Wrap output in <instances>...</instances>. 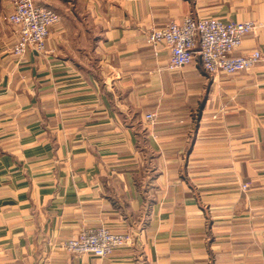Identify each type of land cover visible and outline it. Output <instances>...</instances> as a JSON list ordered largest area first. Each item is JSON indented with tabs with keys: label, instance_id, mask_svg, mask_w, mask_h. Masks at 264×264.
Returning <instances> with one entry per match:
<instances>
[{
	"label": "crops",
	"instance_id": "crops-1",
	"mask_svg": "<svg viewBox=\"0 0 264 264\" xmlns=\"http://www.w3.org/2000/svg\"><path fill=\"white\" fill-rule=\"evenodd\" d=\"M62 2L46 52L0 51V264H264V61L212 82L146 42L193 14L264 53V0ZM89 226L135 243L58 247Z\"/></svg>",
	"mask_w": 264,
	"mask_h": 264
},
{
	"label": "built area",
	"instance_id": "built-area-1",
	"mask_svg": "<svg viewBox=\"0 0 264 264\" xmlns=\"http://www.w3.org/2000/svg\"><path fill=\"white\" fill-rule=\"evenodd\" d=\"M12 1L13 9L7 19L25 35L17 46L18 52L24 55L28 45H35L39 51L46 52L45 41L50 36L51 27L60 22L57 15L35 8L33 0ZM254 28L252 21L186 17L180 23L174 22L165 28L154 29L148 42L154 46L163 42L167 44L171 54L169 69L173 71L189 65L198 50L209 79L217 82L223 75L247 71L263 60V53L259 49L244 51L240 55L235 53L241 48L243 37ZM146 119L151 124L157 122L155 113H148ZM135 239L136 235L128 229L114 231L105 226L85 227L75 238L64 242L62 249L75 255L107 258L119 248L133 246Z\"/></svg>",
	"mask_w": 264,
	"mask_h": 264
},
{
	"label": "rangeland",
	"instance_id": "rangeland-1",
	"mask_svg": "<svg viewBox=\"0 0 264 264\" xmlns=\"http://www.w3.org/2000/svg\"><path fill=\"white\" fill-rule=\"evenodd\" d=\"M49 1V3L47 4L46 2H44V1H41V0H33V6L35 7V8H39V9H41V10H43V11H45V12H51V13H54V14H56L57 15V17H58V20H62V18H64V12H63V10H61V9H64V10H66L65 9V3L63 4V2H62V0H48ZM13 1L12 0H0V51L1 52H4L6 55H10L11 57H13L14 59H17V58H23L25 55H27L30 51H36L37 53H42L41 51H39V49L35 46V45H28V47L26 46V49L28 48V50L26 51V53L24 54V55H21V52H18V50H17V46L19 45V43L23 40V38L25 37V35L22 33V31H21V29L19 28V27H14L13 25H12V23L11 22H9L8 21V16H9V14L12 12V9H13V3H12ZM186 17H193V18H196V19H199V18H202V17H200V16H196V15H193V14H190V15H187V16H185L181 21H176V20H171V21H168L167 23H165V24H163V25H160V26H156V27H152L149 31H148V33L146 34V42H147V44L156 52V51H158V49H159V47L161 46V45H164L166 48H167V50L169 51V54H170V50H169V47L167 46V44L166 43H161V44H159V45H157V46H154V45H152V44H150L149 42H148V39H149V36H150V33L154 30V29H162V28H165V27H167L168 25H170V24H173L174 22H177V23H180V22H182V21H184V19L186 18ZM204 17H206V16H204ZM210 17V16H209ZM216 18H218V17H216ZM221 19V18H220ZM223 21H227V20H224V19H222ZM244 21H250V20H244ZM253 23H254V25H255V28H254V30L251 32V33H249V34H252L254 31H255V29H256V27H257V25L255 24V22L254 21H252ZM59 24V23H58ZM57 24V25H58ZM56 24H55V26H53V27H56L57 26ZM53 27H51V28H53ZM249 34H247V35H249ZM247 35H245V36H247ZM244 36V37H245ZM244 37H243V39H244ZM49 38H50V36H49ZM49 38H47L46 39V41H45V43L47 44V42H48V40H49ZM242 43H243V41H242ZM198 49H199V46L197 47ZM241 48H239L238 50H240ZM237 50V51H238ZM260 50V49H259ZM237 51L235 52L237 55H240V54H242V53H237ZM196 54H195V57H194V59H193V61L191 62V63H193L197 58L199 59V60H201V58H200V54L198 53V50H196ZM244 53V52H243ZM262 53H263V51H262ZM263 57H264V53H263ZM171 61V54H170V56H169V62ZM262 61H264V58H263V60ZM261 61V62H262ZM190 63V64H191ZM200 63H201V61H200ZM260 63V62H259ZM189 64V65H190ZM188 66V65H187ZM186 67V66H185ZM201 67H202V69L204 70V66L201 64ZM167 69L169 70V71H173V70H170L169 69V63H168V66H167ZM250 70V69H249ZM249 70H247V71H249ZM205 71V70H204ZM205 74L207 75V77H208V74L206 73V71H205ZM208 79H209V77H208ZM210 80V79H209ZM211 81V80H210ZM89 227H92V226H89ZM83 228H85V227H82V229ZM81 229V230H82ZM81 230L79 231V233L81 232ZM78 233V234H79ZM77 234V235H78ZM77 235H75V236H73V237H71V238H69V239H66V240H63V241H60L59 243H58V247L60 248V249H62V244L64 243V242H66V241H68V240H71V239H73V238H75ZM120 249V248H119ZM63 250V249H62ZM67 252V251H66ZM67 253H69V252H67ZM69 254H71V255H74V256H81V255H75V254H72V253H69ZM110 257V256H109ZM109 257H107V258H109ZM98 258V257H97ZM102 259H104V258H102Z\"/></svg>",
	"mask_w": 264,
	"mask_h": 264
}]
</instances>
